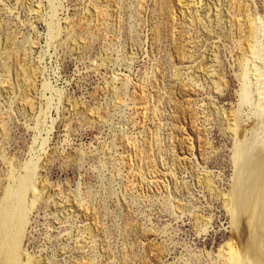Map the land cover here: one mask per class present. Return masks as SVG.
<instances>
[{
    "label": "rangeland",
    "instance_id": "374dc122",
    "mask_svg": "<svg viewBox=\"0 0 264 264\" xmlns=\"http://www.w3.org/2000/svg\"><path fill=\"white\" fill-rule=\"evenodd\" d=\"M25 179L17 264H264V0H0Z\"/></svg>",
    "mask_w": 264,
    "mask_h": 264
},
{
    "label": "bare ground",
    "instance_id": "6f19581e",
    "mask_svg": "<svg viewBox=\"0 0 264 264\" xmlns=\"http://www.w3.org/2000/svg\"><path fill=\"white\" fill-rule=\"evenodd\" d=\"M30 188L28 179H25L14 199L0 209V264H17L23 230L24 198Z\"/></svg>",
    "mask_w": 264,
    "mask_h": 264
}]
</instances>
